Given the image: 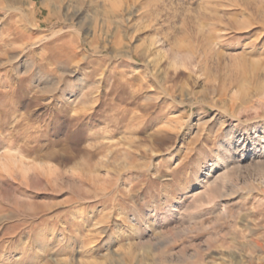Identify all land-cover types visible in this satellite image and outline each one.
<instances>
[{"label":"rangeland","instance_id":"1","mask_svg":"<svg viewBox=\"0 0 264 264\" xmlns=\"http://www.w3.org/2000/svg\"><path fill=\"white\" fill-rule=\"evenodd\" d=\"M255 10L0 0V264H264Z\"/></svg>","mask_w":264,"mask_h":264},{"label":"bare ground","instance_id":"2","mask_svg":"<svg viewBox=\"0 0 264 264\" xmlns=\"http://www.w3.org/2000/svg\"><path fill=\"white\" fill-rule=\"evenodd\" d=\"M68 1V0H67ZM17 2V1H16ZM30 2V1H29ZM60 2V1H59ZM62 2V1H61ZM12 3V2H11ZM17 7V6H16ZM15 9V8H14ZM17 9V8H16ZM255 11H257V12H262L261 10H255ZM107 13V12H106ZM256 14H258V13H256ZM264 14V13H263ZM260 15V14H259ZM261 18L259 19V18H257V19H259V20H257L256 18V20H257V22H255L259 27H262L263 29H264V15H262V13H261ZM255 20V21H256ZM253 23V22H252ZM252 23H248L247 24V27H245V28H248V26L250 27V26H252L251 24ZM250 24V25H249ZM254 24V23H253ZM263 36H264V30H263V32L261 33ZM151 44H154L153 42H151ZM150 46H152V45H150ZM147 54V53H146ZM157 56V55H156ZM154 57H155V55H154ZM256 243V242H255ZM258 243V242H257ZM258 246H259V244H258ZM220 260H222V261H224V259H220Z\"/></svg>","mask_w":264,"mask_h":264}]
</instances>
